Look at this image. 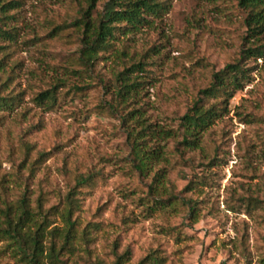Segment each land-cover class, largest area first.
<instances>
[{"label":"rangeland","instance_id":"rangeland-1","mask_svg":"<svg viewBox=\"0 0 264 264\" xmlns=\"http://www.w3.org/2000/svg\"><path fill=\"white\" fill-rule=\"evenodd\" d=\"M108 1H97L93 17L104 14ZM87 6L88 0H22V13L13 20L18 50L7 71L14 67L16 87L25 93L16 108L0 112V203L5 191L10 199L16 198L28 181L34 199L44 191L43 211L55 206L49 228H62L66 225L62 211L75 175L100 171L103 177L96 176L98 184L80 195L77 211L80 229L89 221L99 223L93 227L94 252L77 249L62 255L63 263L47 264H97L99 259L113 264L115 249L120 253L130 249L127 264H137L152 252L164 255V264H264L261 210H232L226 203L232 187H239L241 181L264 182V57L244 60L251 78L236 91L229 110L207 135L222 163L199 165L178 155L172 166L165 155L170 159L174 155L175 140L158 138L162 156L143 176L133 165L127 128L120 118L124 108L115 113L110 107V102L118 103L113 74L122 64L121 57L102 59L95 74L79 72L83 69L77 59L80 29L73 22ZM247 13L239 0H172L162 18L121 36L119 42L128 38L130 51L138 55L156 45L149 57L156 62L141 72L146 81L135 102L144 107L147 123L175 125L213 72L241 56ZM55 84L60 99L54 108L33 99L37 91ZM26 143L33 145V158L49 151L29 180L28 165L19 167ZM16 171L17 179L12 175ZM205 173H212L209 182L193 189L201 207L196 221L185 218L184 206L174 199L155 202L166 195L184 196L189 180ZM152 183L154 193L149 191ZM0 264H25L10 239H0Z\"/></svg>","mask_w":264,"mask_h":264},{"label":"trees","instance_id":"trees-1","mask_svg":"<svg viewBox=\"0 0 264 264\" xmlns=\"http://www.w3.org/2000/svg\"><path fill=\"white\" fill-rule=\"evenodd\" d=\"M98 0H88V6L82 17L77 18L73 24L80 29L77 35L80 47L77 59L81 61L83 69L79 72H91L95 74L101 60L112 57L116 54L121 57L122 64L114 72L116 79L115 99L117 105L110 102V107L115 113L121 108L120 113L122 124L126 126L128 141L131 144L132 160L135 168L141 175H147L152 163L162 156L163 148L160 146L158 138H171L175 140L172 149L174 155L169 159L172 166L175 165L176 156L180 155L189 162L199 165H212L222 163L223 157L218 148L207 141V135L212 129V124L216 119L229 110L230 99L238 89L244 87L251 78V68L244 60L252 56L264 57V0H239V5L247 10L245 25L247 33L244 38V47L241 56L226 63V65L213 72L209 83L198 89L194 102L178 118L175 125L169 127L157 123L146 122L143 115V106L135 105L137 101L138 88L146 80L141 79V72L148 70V65L155 61H150L149 57L154 50L150 46L142 50L138 55L131 52L128 38L120 43L122 35L138 30L150 24L156 18H162L170 9L172 0H109L106 3V11L99 17H93V9ZM22 0H0V112L13 110L23 99L24 91L16 87L14 67L8 70L11 56L18 50V32L13 20L22 13L20 5ZM263 39V40H262ZM18 63H15V66ZM78 70V69H75ZM137 72V74H135ZM58 84L37 91L34 100L47 108H54L60 99ZM83 88L76 85V89ZM130 106V107H128ZM2 115V114H1ZM156 139L153 143L148 140ZM147 142V143H145ZM23 149L25 155L20 161L19 167L28 165L31 169L27 180L36 173V168L46 159L49 151H42L38 158L32 157L33 145L25 144ZM172 160V161H171ZM2 166V164H0ZM158 169L154 180L160 175ZM179 172L183 171L179 167ZM33 173V174H32ZM17 176L18 172L12 175ZM100 171H86L75 175L70 189L66 196V205L62 211V216L66 222L64 227L54 226L49 228L53 219H50V210L43 211V193L38 198L31 195L30 183L24 185L16 198L10 199L5 191V196L0 203V239L12 240L18 251L22 253V260L25 264H47L63 263L61 257L64 254L70 255L77 249H84L93 253L92 244L96 240L94 226L99 223L89 221L87 226L80 229L81 217L77 212L81 210L82 193H88L98 184V179L103 177ZM100 176V177H96ZM212 173H205L191 178L185 189L187 194L169 195L155 198V202H169L171 199L177 201L176 205L184 206L185 218H198V210L201 208L199 200L194 197L193 189L198 188L200 183L207 184ZM22 177V176H21ZM253 176L251 178H255ZM19 176L16 177V179ZM7 181V179H5ZM5 181V183H6ZM17 182V180L15 181ZM155 184H150L149 191L155 192ZM8 187V186H7ZM231 197L226 200L227 206L232 210H239L241 207L248 212H259L264 216V182L241 181L239 187H232ZM192 192V193H189ZM35 206V207H34ZM180 206V207H181ZM257 212V211H256ZM176 227L172 229L175 230ZM182 231L177 233L180 237ZM47 241V242H46ZM81 246V247H80ZM115 259L113 264H127L129 261L130 249L124 252L114 250ZM166 257L154 252L142 257L137 264H164ZM97 264H104L102 259L97 260Z\"/></svg>","mask_w":264,"mask_h":264}]
</instances>
